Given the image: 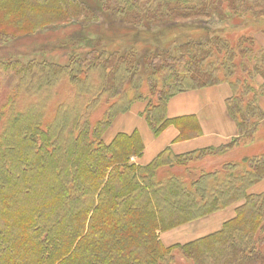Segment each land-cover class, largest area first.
Masks as SVG:
<instances>
[{
  "label": "trees",
  "instance_id": "1",
  "mask_svg": "<svg viewBox=\"0 0 264 264\" xmlns=\"http://www.w3.org/2000/svg\"><path fill=\"white\" fill-rule=\"evenodd\" d=\"M255 26L264 34V0H0V42L53 29L47 43L71 58L61 69L0 66L40 73L38 88L52 73L65 72L72 86L96 74L86 111L66 107L46 123L37 108L1 109L0 264H264V193L248 192L264 181V46L244 31ZM220 83L235 88L228 114L238 133L227 145L181 155L167 148L142 165L137 130L106 140L116 117L144 100L141 116L155 136L174 126L178 140L198 137V119L169 118L168 103ZM240 145L258 154L186 174L203 152L223 157ZM240 202L218 232L169 246L160 238Z\"/></svg>",
  "mask_w": 264,
  "mask_h": 264
},
{
  "label": "rangeland",
  "instance_id": "2",
  "mask_svg": "<svg viewBox=\"0 0 264 264\" xmlns=\"http://www.w3.org/2000/svg\"><path fill=\"white\" fill-rule=\"evenodd\" d=\"M228 23L234 25L232 20H230ZM104 25H106L105 22L96 23V26L98 27H103ZM128 26L129 25H127L126 23L125 24L119 23L118 25V27L123 30H127ZM256 27L257 26L253 28L246 27L244 28V31L247 34L254 35L258 40H260L261 42L260 44L264 46V34L262 31H259L260 28H256ZM52 30L53 29L42 30L40 32L30 31L27 33L17 32L16 38L13 39L5 38V41L7 42L4 43L0 42V64L6 63L8 61H16L20 63V65L25 67V70L23 72L28 70L27 69L28 66L31 68L36 64L40 66H42L43 64L52 65V68H55L54 66H57V69L58 67L61 69V66L67 65V62L71 60L70 55L68 56V50L70 49L65 50L63 48H59L58 45L53 44L55 46L54 47L51 46L49 43H47L49 41L53 43L54 37L58 36L57 34H54V31ZM238 31H241V29L229 30L227 35H229V38L233 37L236 35ZM250 31H252V33ZM244 64L249 65L247 60H245ZM35 69L41 71L38 68ZM57 69L56 71H58ZM23 72L20 73L21 75H17L12 71H8V68L5 65L4 67L0 66V111L1 109L6 108L5 106L6 104H8L9 102H13L17 106L18 110L24 109L25 111L26 109L33 107L32 109L27 110L26 111L27 113H32L36 111L35 108L39 109L43 115H46L45 117L46 123H50L55 118L57 112L58 114L60 113L63 114L64 112L62 110L67 108L72 110V111L70 110L71 113H74L73 109H77L80 107H83L85 109V106L87 107L90 104V102L93 101V99L95 98L94 85L96 81L95 79L96 74H92L91 77L85 79L83 83L72 86L71 85L72 82L69 81V79H67L66 75L64 74L65 72L60 74L52 73L49 77L50 83L42 86V88H38L37 87L39 85L38 76L40 75V73H36L33 70V73H30V71H28L26 73L27 75L26 74L22 75ZM50 86H52V88H50L49 90ZM232 87L234 88V86ZM148 88L149 85L145 84L143 86L142 93H144V96H148L147 98H152L153 102H156V98H155L156 95H153ZM137 103H140L142 106H145L147 101L144 100L142 102H137ZM241 108L242 109L245 108L243 104ZM232 110L234 111L237 109L231 107L230 111ZM98 111H100V109H98L92 114V119H95V117L96 118L101 117L103 111L96 114ZM120 115L121 114H119L118 116ZM67 118L68 115L65 116L61 115V122L64 123L63 125L66 124ZM4 124H5V118L4 117L1 118V114H0V132H2ZM263 124H264V120H263ZM110 129L108 131H110ZM58 132L61 133L60 128H58ZM64 136L66 137L67 133H65ZM242 146L243 145H240L238 149H233V150L231 149L232 151L231 150L228 151L226 155L223 157H217V156L212 157V154L210 153L206 154L203 152V154L206 156L207 159L205 158L206 160L200 163L198 162L192 164V167L189 168V171L186 174L192 173L193 170H198V173L201 171H212L213 168L221 167L224 163L236 162L245 155L252 156L258 154L257 151H251L248 154H243L240 152V150L243 149ZM214 148H219V147H214ZM209 154L210 156H207ZM180 170L181 169L173 170L171 171V173L177 174L179 173ZM211 215L212 213L204 217H201L197 221L201 222L204 219H208L209 216ZM182 227L183 226H180L179 228ZM170 231H172V229ZM167 233H169V231L160 234V238L162 235H165V237H163L165 242H167V244L171 243V245H174L173 243L175 241V238H172Z\"/></svg>",
  "mask_w": 264,
  "mask_h": 264
},
{
  "label": "crops",
  "instance_id": "3",
  "mask_svg": "<svg viewBox=\"0 0 264 264\" xmlns=\"http://www.w3.org/2000/svg\"><path fill=\"white\" fill-rule=\"evenodd\" d=\"M233 91L230 84L220 83L202 89L187 90L174 96L168 103L167 116L171 119L195 116L202 129L200 136L178 140L180 131L174 126L167 127L160 135L155 136L141 116L145 106L134 103L129 112L121 114L114 121L106 140L111 142L120 133L132 134L138 131L144 142V153L137 159L138 164H148L159 154L170 148L175 154H186L197 150L227 145L237 135L236 123L228 114V100ZM264 111V99L261 101ZM139 107V110H138ZM249 194L264 193V181L254 184ZM236 205L213 213L208 219L193 222L169 231V236L175 238L173 244H186L209 234L220 231L223 225L235 217ZM201 232V233H199ZM199 233V234H198ZM165 235L161 236L163 243Z\"/></svg>",
  "mask_w": 264,
  "mask_h": 264
}]
</instances>
